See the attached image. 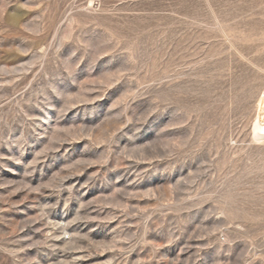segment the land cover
I'll list each match as a JSON object with an SVG mask.
<instances>
[{
	"label": "rangeland",
	"instance_id": "1",
	"mask_svg": "<svg viewBox=\"0 0 264 264\" xmlns=\"http://www.w3.org/2000/svg\"><path fill=\"white\" fill-rule=\"evenodd\" d=\"M263 98L264 0H0V264H264Z\"/></svg>",
	"mask_w": 264,
	"mask_h": 264
},
{
	"label": "bare ground",
	"instance_id": "2",
	"mask_svg": "<svg viewBox=\"0 0 264 264\" xmlns=\"http://www.w3.org/2000/svg\"><path fill=\"white\" fill-rule=\"evenodd\" d=\"M256 117L257 118L254 121L252 131L255 136V139L262 140L264 139V104L263 103L261 104L259 113Z\"/></svg>",
	"mask_w": 264,
	"mask_h": 264
}]
</instances>
